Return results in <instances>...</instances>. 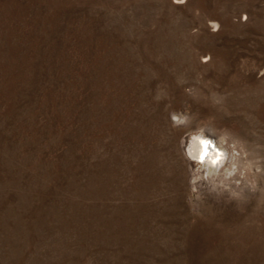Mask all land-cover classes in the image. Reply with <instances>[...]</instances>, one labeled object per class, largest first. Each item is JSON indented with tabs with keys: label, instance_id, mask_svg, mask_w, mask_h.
I'll return each instance as SVG.
<instances>
[{
	"label": "rangeland",
	"instance_id": "rangeland-1",
	"mask_svg": "<svg viewBox=\"0 0 264 264\" xmlns=\"http://www.w3.org/2000/svg\"><path fill=\"white\" fill-rule=\"evenodd\" d=\"M0 264H264V0H0Z\"/></svg>",
	"mask_w": 264,
	"mask_h": 264
},
{
	"label": "bare ground",
	"instance_id": "bare-ground-1",
	"mask_svg": "<svg viewBox=\"0 0 264 264\" xmlns=\"http://www.w3.org/2000/svg\"><path fill=\"white\" fill-rule=\"evenodd\" d=\"M208 142H209V140H208ZM206 143V142H204V141H202V140H200V139H194V142H193V144H192V150L190 151L191 153V155L193 156V157H195V158H197L198 160H203V159H205L206 157H208V154H209V152H210V150L212 149L211 148V145H210V143L211 142H209V143ZM217 150V149H216ZM218 151V150H217ZM220 151V150H219ZM222 152V151H221ZM220 152V153H221ZM215 153V152H214ZM217 158H220L219 156H218V153H217ZM222 156V155H221ZM210 158V161L211 160H213L211 157H209ZM217 158H215V160L217 159ZM233 158V157H232ZM234 159V158H233ZM211 162H213V161H211ZM211 162H209V164L211 163ZM215 162H213L212 164H214ZM209 166H211V165H209Z\"/></svg>",
	"mask_w": 264,
	"mask_h": 264
},
{
	"label": "clouds",
	"instance_id": "clouds-1",
	"mask_svg": "<svg viewBox=\"0 0 264 264\" xmlns=\"http://www.w3.org/2000/svg\"><path fill=\"white\" fill-rule=\"evenodd\" d=\"M174 119H176V118L174 117Z\"/></svg>",
	"mask_w": 264,
	"mask_h": 264
}]
</instances>
